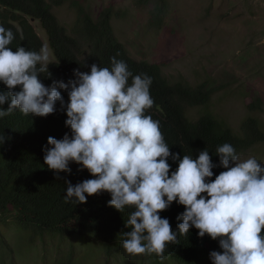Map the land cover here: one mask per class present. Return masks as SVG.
Returning a JSON list of instances; mask_svg holds the SVG:
<instances>
[{"label":"trees","instance_id":"trees-1","mask_svg":"<svg viewBox=\"0 0 264 264\" xmlns=\"http://www.w3.org/2000/svg\"><path fill=\"white\" fill-rule=\"evenodd\" d=\"M59 2L0 0V227L16 223L30 245L135 246L154 264H264V168L233 164L264 143L258 119L235 133L207 112L190 117L214 89L169 83L162 64L130 57L111 6L94 19L73 0L67 31ZM0 245L12 252L1 230Z\"/></svg>","mask_w":264,"mask_h":264},{"label":"rangeland","instance_id":"rangeland-1","mask_svg":"<svg viewBox=\"0 0 264 264\" xmlns=\"http://www.w3.org/2000/svg\"><path fill=\"white\" fill-rule=\"evenodd\" d=\"M76 1L94 19L111 6L115 36L128 55L162 64L169 83L191 87L206 83L214 89L206 106L188 109L190 117L207 112L239 133L242 122L252 115L264 131V0H167L160 23L151 19L156 0ZM72 3L60 0L53 8L67 31L76 19ZM32 25L44 44L42 61L54 60L44 30L37 22ZM233 164L264 168V143L236 157ZM7 224L11 225H1L0 230L12 252L0 245V264H154L138 247L119 245L107 254L85 238L46 236L30 245L16 223Z\"/></svg>","mask_w":264,"mask_h":264},{"label":"water","instance_id":"water-1","mask_svg":"<svg viewBox=\"0 0 264 264\" xmlns=\"http://www.w3.org/2000/svg\"><path fill=\"white\" fill-rule=\"evenodd\" d=\"M31 22H34V20L32 19Z\"/></svg>","mask_w":264,"mask_h":264}]
</instances>
